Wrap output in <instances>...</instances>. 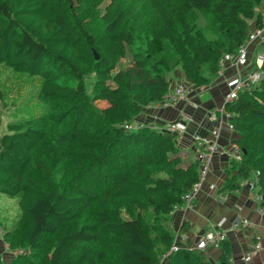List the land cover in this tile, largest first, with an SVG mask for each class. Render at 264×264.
Wrapping results in <instances>:
<instances>
[{
	"label": "trees",
	"instance_id": "16d2710c",
	"mask_svg": "<svg viewBox=\"0 0 264 264\" xmlns=\"http://www.w3.org/2000/svg\"><path fill=\"white\" fill-rule=\"evenodd\" d=\"M105 1L113 10L101 15ZM121 1L0 0V67L41 78L44 105H74L14 122L0 133V193L18 197L21 209L4 240L11 250H29L18 264H161L175 242L173 207L198 181L199 162L184 161L174 135L149 125L127 131L125 125L170 90L173 66L162 56L164 44L181 55L178 64L195 87L207 86L222 55L238 49L252 23L261 25L264 3L178 0L176 15L173 0H145L155 23L153 36L140 46ZM202 14L210 19L205 26L196 20ZM128 48L135 51L132 64L113 73ZM93 72L91 94L86 76ZM227 109L243 152L242 160L230 162L229 171L237 174L224 189L258 173L264 209V78ZM72 110L80 115L74 124ZM221 251L219 264H235L228 240ZM163 264L213 263L180 246Z\"/></svg>",
	"mask_w": 264,
	"mask_h": 264
},
{
	"label": "built area",
	"instance_id": "2783aa9c",
	"mask_svg": "<svg viewBox=\"0 0 264 264\" xmlns=\"http://www.w3.org/2000/svg\"><path fill=\"white\" fill-rule=\"evenodd\" d=\"M261 15V25L257 26L252 23L251 30L247 39L233 53H224L219 60V70L217 78L225 77L227 70L231 69V75L226 79L229 83V89L223 95L221 106L217 109L206 110L209 120L215 124L209 130V136H204L199 130L192 132V146L195 153V159L199 162L198 181L182 196V202L173 207V212H185L194 207V201L197 194L207 186L212 191L218 190V185L214 181H209L212 172V164L214 157L219 154H225L229 159L242 160V150L237 142H233L232 147L224 151L219 143L221 132L228 130L237 132L233 123V114L227 109V105L232 104L238 99L239 93L242 91H251L256 88L264 78V6L259 10ZM207 86H199L191 88L187 83H178L175 87H170L165 97L157 102L148 104L142 113L153 115L155 111L177 108L181 103L191 105L193 109H203V107L193 102L190 97L196 93H204ZM194 117L182 110L177 118L160 124H150L136 118L132 123L125 125L127 131H132L149 125L162 133H168L175 136L180 142L187 134L190 133L191 124H195ZM258 173H255L252 179L248 180L247 186L254 191L253 198L257 202V211L264 217V209L259 206L261 195L258 194L257 185ZM172 212V213H173ZM225 220H221L217 226L204 232L197 244L190 247L193 250L205 252L208 248H221L224 241L227 240L228 232L224 228ZM250 225L249 221L244 218H238L231 222L230 228L233 230L246 229ZM180 245L175 241L171 248L162 257L163 264L170 255L179 249ZM262 250V244L254 242L249 251L242 257L244 264H254V258Z\"/></svg>",
	"mask_w": 264,
	"mask_h": 264
},
{
	"label": "crops",
	"instance_id": "0c3cea01",
	"mask_svg": "<svg viewBox=\"0 0 264 264\" xmlns=\"http://www.w3.org/2000/svg\"><path fill=\"white\" fill-rule=\"evenodd\" d=\"M264 6V3L262 4ZM232 70H227L225 77L217 78L213 83L208 85L204 92L206 95L196 93L190 97L193 102L200 104L203 109H193L191 105L181 103L177 108L155 111L153 115L143 116L152 124H160L173 120L178 117L182 110L190 113L196 123L191 124L190 133L187 134L178 144L180 152L193 153L191 134L199 130L204 136H209V130L216 123L209 120L206 110L212 111L222 104L223 95L229 89V83L226 79L231 75ZM239 134L224 130L219 137V143L224 151L232 147L233 142L237 140ZM226 153L219 154L214 157L212 164V172L209 181H214L218 185L217 191L210 190L205 186L196 196L194 207L185 212H173L171 214V225L175 233V241L180 246L194 247L200 236L217 226L221 220H225L224 228L228 232L227 240L232 248V261L235 264H244L242 257L249 251L254 242L262 244V250L254 258V264H264V217L257 211V202L254 200L252 191L247 182H243L240 187L234 189H224L227 178H234L237 174L236 170L229 171L230 162ZM230 172V174H229ZM244 218L250 223L246 229L233 230L230 228L232 221ZM188 226L187 232H180L183 225ZM213 264H219L221 257V248L211 247L203 252Z\"/></svg>",
	"mask_w": 264,
	"mask_h": 264
},
{
	"label": "rangeland",
	"instance_id": "374dc122",
	"mask_svg": "<svg viewBox=\"0 0 264 264\" xmlns=\"http://www.w3.org/2000/svg\"><path fill=\"white\" fill-rule=\"evenodd\" d=\"M121 4L125 9H127L128 15H130L128 26H131V29L135 32L138 45L142 46L144 44V38L149 36L151 38V36H153V24L155 23V14L153 9L145 0H122ZM76 6H79L78 2ZM99 8L101 15H105L108 11L111 12V10H113V8L111 9L110 1L103 2ZM170 8L173 14H181L178 0H173ZM197 17L198 18L196 20H199L200 24L203 26H205L210 20L203 16V14ZM208 34L211 35L210 33ZM146 41L150 42V39H146ZM162 47L165 48L164 52H162V56H165L169 60V63L173 66L172 70L167 72L170 87H175L178 83H187L191 88H197L188 78L181 65L178 64V60L181 58V55L168 45L164 44ZM262 51H264V47L262 48ZM134 53V50L128 48L125 56H118L116 60V69L113 70V73L127 69L133 62ZM159 56H161V54H159ZM96 81L97 75L94 72L86 76L88 91L91 94L94 92ZM214 81L215 80L211 83ZM41 82L42 80L39 77H31L27 74L15 72L7 66L0 67V116L2 117V125L0 127L1 134L6 133L8 131V125L14 122H21L39 115H46V111H50L52 109L58 113H63V111L74 107L73 104L63 101L49 106L44 105L38 97ZM200 95L204 98L206 94L201 93ZM95 105L102 108L106 105V103L96 102ZM79 116L80 115L76 112V110L71 111L69 119L72 121V124L78 120ZM143 116H145L144 113ZM142 121L146 122V117H143ZM55 141L61 149L62 146L58 140L55 139ZM181 154L184 161L188 159H195V153H187L185 151ZM123 214L124 217H127L125 212ZM20 216L21 209L19 207V198L10 197L6 194L0 193L1 264L21 263L22 260L18 261L20 256L29 252V250L24 247L11 250L4 240L5 231L11 229Z\"/></svg>",
	"mask_w": 264,
	"mask_h": 264
},
{
	"label": "water",
	"instance_id": "95a60500",
	"mask_svg": "<svg viewBox=\"0 0 264 264\" xmlns=\"http://www.w3.org/2000/svg\"><path fill=\"white\" fill-rule=\"evenodd\" d=\"M95 58H96V59H98V58H99V56L96 54V55H95Z\"/></svg>",
	"mask_w": 264,
	"mask_h": 264
}]
</instances>
